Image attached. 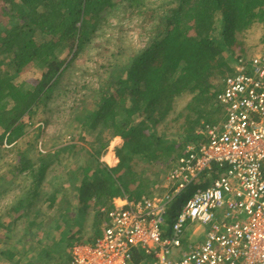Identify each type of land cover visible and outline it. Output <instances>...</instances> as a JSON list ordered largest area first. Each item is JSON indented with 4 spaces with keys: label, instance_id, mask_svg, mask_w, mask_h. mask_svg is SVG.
<instances>
[{
    "label": "trees",
    "instance_id": "1",
    "mask_svg": "<svg viewBox=\"0 0 264 264\" xmlns=\"http://www.w3.org/2000/svg\"><path fill=\"white\" fill-rule=\"evenodd\" d=\"M141 2L0 0V12L9 7L11 15V21L0 35V54L9 56L13 74L29 64L41 70L40 78L32 87L15 84L12 77L0 73V151L4 143L23 136L25 128L34 123L39 113L46 111L64 72L97 29L100 15L118 6L142 15L145 11ZM173 3L157 17L148 41L126 65L124 76L113 74L100 88L101 103L83 123L94 131L98 127H112L123 140L115 151L118 159L115 167L109 168L99 161L100 151L106 147L102 144L99 149H93L92 163L83 166L80 177H76L79 182L75 190L76 212L85 217L93 209L95 230L113 208L115 198L137 201L142 197L147 187L146 167L160 159H171L172 165L176 162L177 156L172 157L174 145L150 130L161 126L170 116L164 127L177 122V127L188 133L202 120L211 122L205 108L217 103L222 88L217 83L234 74L223 52L232 50L238 44V36L251 27L264 28V0H175ZM153 17V14L149 16V22ZM218 27L221 28L219 39L214 36ZM36 32L51 39L36 42L33 39ZM61 46L70 54L73 52L70 61L54 54ZM187 95L191 97L183 113H177V100ZM217 108L221 112L218 103ZM64 154L60 149L54 156H41L37 161L21 157L17 173H27L32 178L22 204L41 197L39 189L43 180L52 165H59L65 159ZM113 163L115 160L109 165ZM185 194L173 204L174 208H180L182 201L191 195ZM59 195V189L51 192L44 201L47 209L54 208ZM141 259L139 254L133 255L134 264ZM51 263L65 264V261L61 258Z\"/></svg>",
    "mask_w": 264,
    "mask_h": 264
},
{
    "label": "rangeland",
    "instance_id": "2",
    "mask_svg": "<svg viewBox=\"0 0 264 264\" xmlns=\"http://www.w3.org/2000/svg\"><path fill=\"white\" fill-rule=\"evenodd\" d=\"M174 1L142 0V10L145 11L142 15L125 6L103 12L97 29L66 69L51 94L46 111L39 113L34 123L25 128L23 136L12 143H4L0 151V264H52L51 261H56L55 258L61 257L63 253L68 258L71 248L69 245H53L47 240L42 223H49L58 213L54 208L47 209L44 201L54 189H59L60 195L55 205L60 202L61 197L65 200L68 196L74 203L75 190L79 185L76 177H80V169L83 166L92 163L93 149H99L102 144L106 147L100 151L99 161L107 167H115L118 164L116 162L115 166H110V160L105 159L109 153L115 155L116 149L123 144L122 139H117L116 130L112 127H98L94 131L83 123L101 103L100 88L113 74L124 76L126 65L131 63L134 55L148 41V33L157 23V17L166 8L173 6ZM4 11L0 12V35H3L4 27L11 21L9 7ZM152 14L154 17L149 22V16ZM218 21L221 24L220 18ZM220 31L221 28L218 27L215 38H220ZM33 39L38 42L50 40L51 37L36 32ZM263 44L264 28L255 25L238 36V44L230 51L225 50L223 56L228 66L236 71L238 60L258 53ZM54 54L67 61L73 56V52L70 54V51L62 46L56 48ZM12 67L9 56L0 54V73L12 77L15 84L25 83L32 87L41 76V70L30 64L16 74H13ZM220 83L222 85V80L217 83V87ZM190 97L187 95L177 100V113H183V107ZM216 106L217 103L205 108V114L211 122L202 120L191 133L177 127V122L164 127L171 116L150 132H155L161 136V140L174 145L175 152L172 157H176L186 145L197 139V133L205 126L220 123L222 114ZM60 149L64 150L62 157L65 156V159L59 165L56 163L50 167L39 189L41 197L32 203L22 204L21 200L32 178L27 173H17L21 157L24 155L31 161H37L41 156H54ZM171 168V159H160L153 166L146 167L147 187L142 196L160 193ZM195 190L196 186L191 185L183 193V197L187 195L185 193L192 194ZM37 223H41V226ZM206 230L207 227L199 223L188 226L185 239L191 244L202 242Z\"/></svg>",
    "mask_w": 264,
    "mask_h": 264
},
{
    "label": "built area",
    "instance_id": "3",
    "mask_svg": "<svg viewBox=\"0 0 264 264\" xmlns=\"http://www.w3.org/2000/svg\"><path fill=\"white\" fill-rule=\"evenodd\" d=\"M217 103L223 120L184 147L160 193L114 204L98 237L71 246L68 264H134V254L138 264H264V45L238 60ZM196 223L205 239L185 247Z\"/></svg>",
    "mask_w": 264,
    "mask_h": 264
},
{
    "label": "crops",
    "instance_id": "4",
    "mask_svg": "<svg viewBox=\"0 0 264 264\" xmlns=\"http://www.w3.org/2000/svg\"><path fill=\"white\" fill-rule=\"evenodd\" d=\"M221 114H223L222 111H221ZM222 120H223V115H222L221 121ZM117 139L120 140L121 138L117 137ZM112 156L114 157V159H109V160L110 162L115 160V163H113L110 166H115L118 160H116V157L114 154ZM109 168H112V167H109ZM74 197H75L74 203L71 202L69 196L65 198V200H63L62 199L63 197H61L60 202L54 206L55 211L59 209V211L57 212L58 215L56 217L54 216V218L52 217L53 219H51L49 223H42L45 234L47 235V240L51 242V244L53 245H59V244L64 243V244L69 245V247H71L75 243H89V242H92L96 237H98L102 233L104 219L102 221V224L97 227L98 230H95L93 228L94 210L93 209L91 210V214H87L85 217H80L79 214H77L76 212L77 202H76L75 194H74ZM123 199L124 198H115L113 200V206L114 204H117V203L120 204ZM39 226H41V223L39 224ZM186 234L183 238L184 239L183 244L185 247L189 245L185 239ZM47 240L45 239V242ZM58 249L59 248H57V250ZM63 255L61 257L55 258L57 259L56 261H59L63 257L65 264H68L69 254H68V258H66L65 253H63ZM51 258H54V257L51 256Z\"/></svg>",
    "mask_w": 264,
    "mask_h": 264
},
{
    "label": "bare ground",
    "instance_id": "5",
    "mask_svg": "<svg viewBox=\"0 0 264 264\" xmlns=\"http://www.w3.org/2000/svg\"><path fill=\"white\" fill-rule=\"evenodd\" d=\"M113 156H112V154L111 153H109L108 154V156H106V158L105 159H111Z\"/></svg>",
    "mask_w": 264,
    "mask_h": 264
}]
</instances>
